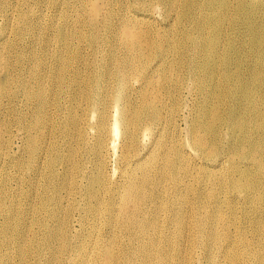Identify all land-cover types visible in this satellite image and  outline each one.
Instances as JSON below:
<instances>
[{
  "label": "bare ground",
  "instance_id": "6f19581e",
  "mask_svg": "<svg viewBox=\"0 0 264 264\" xmlns=\"http://www.w3.org/2000/svg\"><path fill=\"white\" fill-rule=\"evenodd\" d=\"M79 2L88 7L89 33L76 28L70 43L65 33L56 34L60 41L46 68L38 67L34 52L16 51L17 61L33 58L27 77L16 78L0 49V100L9 93L7 85L18 81L11 110L18 91L34 106L19 125L24 141L18 149L24 145L25 157L11 155V141L6 147L11 160H28L25 182L39 190L30 209L48 210L40 222L51 220L59 230L57 236L47 230L45 239L35 242L55 252L51 242L71 243L76 225L86 228L98 216V247L85 248L84 258L70 264H264V244L256 240L264 241V0ZM8 4L0 0V15L12 25ZM159 10L162 22L154 14ZM103 15L107 28H122L124 34L127 57L117 62L114 74L108 71L116 84L90 89L79 112L49 110L50 89L59 97L65 83L75 85L73 67L84 51L79 44L85 48L86 39L94 46ZM36 18L33 10L20 11L15 37L37 36L40 23H26ZM150 20L169 27L151 30ZM139 22L143 29L137 30ZM3 29L0 25V47L4 42L15 47L16 38L5 41ZM38 42L46 44L43 38ZM145 48L146 58L140 52ZM139 68L141 87L156 85L168 103L158 107L146 95L130 102V78ZM45 119L51 124L49 139L42 129ZM70 177L80 178V210L89 218L73 215L74 205L63 203L61 190ZM10 211L0 200V216ZM10 220L1 221L3 232ZM16 245L27 264L34 249L25 234ZM60 248L83 252L72 243ZM41 264L67 263L51 255Z\"/></svg>",
  "mask_w": 264,
  "mask_h": 264
},
{
  "label": "rangeland",
  "instance_id": "374dc122",
  "mask_svg": "<svg viewBox=\"0 0 264 264\" xmlns=\"http://www.w3.org/2000/svg\"><path fill=\"white\" fill-rule=\"evenodd\" d=\"M8 8L5 13L10 14L14 24L8 25L7 21H4L2 15H0V25L4 26L3 34L6 35V39H15L17 32L13 30L14 26L18 23V13L22 10H33L38 18L28 20L26 23H40V30L37 36L25 32L21 38H16L17 45L13 48H7L5 42L1 45L0 49L5 51L7 57V70L16 75V78L25 79L27 69L31 66L30 61L33 58L27 60L17 61L15 58L16 51L28 50L35 53L36 57L40 62L38 67L44 69L53 61L54 49L57 45L56 34L63 32L66 35L67 43H70L74 38L72 33L76 28L82 29L86 34L88 30V7L84 3H80L79 0H6ZM98 4H105L106 0H96ZM124 1V0H116ZM156 20L161 21L162 13L161 10L154 12ZM99 23L96 36L97 41L94 46H89L86 39L82 40L87 44L84 48L82 44H79L83 48L82 58L77 61L73 67L76 70L75 85L67 87L66 83L61 89V96H53V90L50 89L48 92V104L49 110H70L73 109L79 112L87 105V98L90 89L95 92L102 91L113 87L116 84V80L108 71L112 74L116 71L117 62L124 60L127 57V51L122 50V41L124 39L123 29L116 28L115 26L110 29L105 26L104 15L99 18ZM156 20H150L148 23L151 26V30L159 29L160 33L168 29L167 22L157 23ZM137 30L143 29L141 22L135 25ZM147 27V23L143 25ZM2 34V35H3ZM170 34H172L170 32ZM38 38H43L46 44L38 42ZM62 40V39H61ZM77 44V43H75ZM78 45V44H77ZM141 55L146 58L148 57V51L145 48L140 50ZM25 68V70H23ZM142 69L135 70L130 78V84L133 86L132 96L130 99L131 103H135L138 100L142 101L144 95L150 99L158 107H162V103H168V98L160 94L159 88L150 84L148 87H141L143 83ZM15 82H10L9 93L4 95L0 100V125L2 126L3 142L0 144V200L5 206H10V215L3 214L0 216V223L3 219L11 217L10 229L3 232L0 228V264H26L25 261L21 260L18 254V239L21 234H25L27 245L34 250L28 254L27 264H41V261L51 255L56 256L59 259H63L67 264L72 263L73 260H81L85 256V248H97L98 243L95 242L96 238L101 236L102 226L101 217L96 216V221L90 219V223L86 228L81 224L76 225L77 230L74 229L71 237L72 244L80 247L83 252L75 253L68 251H62L60 245L62 243L71 244L66 241L59 242L58 239L51 242L52 246L55 247V252L50 251V246L47 244H38L35 241H42L45 239L44 235L47 230L49 234L54 233L55 236L59 235V230L54 228V223L51 220H45L46 224H42L40 221L47 216L48 210L43 211L36 209L32 211L30 209V202L36 200L38 188L34 184H28L25 182V174L27 171L28 160H25L23 164L22 160H11L8 148L6 145L11 141V155L24 156L26 155V148L22 145L19 149L20 142L24 141L21 138L20 124L25 122V112L28 110H34V106L25 103L21 100L22 92L18 91L16 110H11L10 97L12 92L18 86ZM135 87L141 88L142 94L139 91H135ZM131 91V89L129 90ZM128 91V92H129ZM86 96V97H85ZM158 97V100L154 98ZM109 100H111L109 96ZM190 102V99H189ZM163 110H169L164 108ZM181 110H189L182 107ZM51 126L49 121L45 119L42 125V129L45 133V137L48 138V129ZM46 152V147H43ZM14 150V151H13ZM77 157L82 161L81 151L77 152ZM23 166V171L20 167ZM80 187L79 177H70L69 183L63 186L61 190L64 194L63 203L67 205H74L73 215L79 216L80 214L84 217H88L85 211L80 210L81 197L78 192ZM73 188V191H69ZM80 218V217H79ZM89 218V217H88ZM56 222H59L57 220ZM21 229V231L19 230ZM79 232V236L77 233ZM89 233L92 237H89ZM52 236V235H51ZM54 237V236H52ZM71 241V239L69 238ZM256 240L264 244L263 239L257 238ZM114 248H117L116 244Z\"/></svg>",
  "mask_w": 264,
  "mask_h": 264
}]
</instances>
